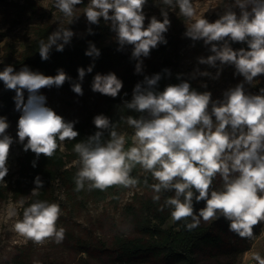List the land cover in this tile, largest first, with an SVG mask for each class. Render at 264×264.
I'll return each mask as SVG.
<instances>
[{"label":"clouds","instance_id":"clouds-1","mask_svg":"<svg viewBox=\"0 0 264 264\" xmlns=\"http://www.w3.org/2000/svg\"><path fill=\"white\" fill-rule=\"evenodd\" d=\"M161 2L162 21L153 15L147 26L144 8L148 0H89L83 15L90 26L99 25L103 19L115 33L117 51L131 45L132 58L137 61L135 73L143 74L142 58L149 57L158 45L167 44L169 11L178 8L180 15L192 21L184 35L211 45L212 55L199 58V63L217 67L219 61L221 66H234V75L242 76L243 81L214 101L211 92H198L187 81L168 84L159 91L161 75L144 76L134 86L131 100L124 102L126 109L139 114L121 117L133 129L130 136L117 131V124L109 117L98 114L93 119L97 129L94 134L74 144L73 151L79 158L75 191H106L113 186L136 188L141 181L131 173L139 166L155 181L149 185L147 176L143 180L154 193V202H159L166 192L173 193L160 206L161 211L171 210L173 222L184 221L186 230L192 231L201 221L223 218L230 232L252 239L254 228L264 223V88L259 94H248L244 85H251L255 78L264 75V0H231L214 22L205 17L194 19L192 0ZM82 3L83 0H54L55 8L69 19V24L79 18L76 6ZM90 26L87 34L94 35ZM74 35L70 28L58 27L46 41L40 40L41 59L47 61L53 48L63 52ZM235 43L247 47L234 49ZM85 55L95 61L101 53L89 41ZM94 67L93 63L87 69L78 68L79 81ZM221 71L213 79L219 78ZM199 75L211 73L204 71ZM70 79L63 69H58L55 76H45L28 66L15 71L8 65L0 71V81L6 89L15 91L16 110L21 113L18 142L37 159L41 155L53 157L61 144L79 136L74 127L76 121H66L48 107L47 98L40 91L59 88ZM91 88L116 98L123 82L115 73H97ZM72 91L82 96V84L74 83ZM8 128L7 118L0 116V181L8 174L10 148L16 142L7 133ZM218 178L219 188L214 186ZM34 184L32 195L38 196L44 181L37 176ZM200 202L204 206L197 210L195 204ZM11 214L16 215L14 210ZM60 216L58 203L36 200L23 209L22 218L12 227L36 244H60L65 238V229L58 227ZM252 259L264 264L259 253H254Z\"/></svg>","mask_w":264,"mask_h":264},{"label":"rangeland","instance_id":"rangeland-1","mask_svg":"<svg viewBox=\"0 0 264 264\" xmlns=\"http://www.w3.org/2000/svg\"><path fill=\"white\" fill-rule=\"evenodd\" d=\"M89 0L78 5L76 15L78 19L69 24V19L64 17L54 6V0H0V61L16 62L21 58L20 52L24 44L20 38L31 36V30L37 25H47L50 28L49 35L58 27H68L75 35L71 43L79 41L87 33L89 26L83 9ZM231 0H192L196 10V17H205L215 21L223 14L224 9ZM30 3L36 7L34 12ZM23 5V7H21ZM164 7L161 0H148L144 8L146 14L145 26L154 15L162 21L160 8ZM238 12V9L236 10ZM171 26L165 34L169 42L165 50L152 52L149 57L143 59V74L135 73L137 63H127L117 66L112 70L102 71L99 74L115 73L117 77L125 76L128 82L122 80L123 88L119 94V100L109 96L93 92L91 86L83 90V95H77L71 91L57 89L56 87L41 89V93L47 98V106L52 108L66 121L79 122L89 113L92 119L98 114H104L117 124V131L131 135L130 128L121 117L139 114L124 107V102L130 101L134 86L142 82L144 76L151 77L161 75L157 89L162 91L168 84H178L181 81L190 83L192 89L198 92H211L212 99L223 98V93L235 87L243 81L242 76L234 75V66H221L217 61V67L200 64L199 58L212 55L211 45H205L202 40L193 41L184 35L186 26L192 21L180 15L179 9L169 11ZM103 21V19L101 18ZM9 40L13 47H3L5 40ZM115 43V33L109 29V37L106 42ZM118 45V44H117ZM131 45L125 46L123 51L130 50ZM245 46H237L239 49ZM171 73L169 76L165 72ZM219 78L213 79L218 70H221ZM207 71L210 76H200L199 72ZM195 75V78L193 76ZM138 77V78H136ZM179 77V78H178ZM262 78H255L251 85L245 83V91L248 94H259L264 88ZM206 85V87L204 86ZM127 93V96L124 94ZM27 100V97L25 101ZM21 113L12 107L3 114L7 118L9 128L7 133L14 142L10 148L8 157V174L2 185L5 187L4 197L0 198V264H175L162 259L160 256H151L131 262H123L116 259L113 250V239L116 236L128 238L156 239L163 237L167 229H178L169 214L170 209L160 210L164 199L173 195L166 192L159 202H154L150 187L144 185L143 180L147 176L148 184L155 183L150 174L144 173L139 166L131 175L139 177L141 183L132 189L113 186L106 191L82 190L75 191L55 181L53 184V200L61 208V216L58 227L65 229V238L62 243L56 244L46 241L39 245L31 240L18 235L13 230L14 223L22 218L21 206L24 199L13 195L12 187L19 167L18 159L23 152V144L18 142L17 124ZM107 135V133H106ZM26 143V141H25ZM65 143V142H64ZM61 144V149L65 145ZM129 143L131 141L129 140ZM76 164L79 169V161L68 162L66 166ZM219 178L214 186L220 187ZM204 206V202L195 204L198 210ZM16 215H12V211ZM152 211H154L152 213ZM159 215V218L153 214ZM167 214V216H166ZM165 216V217H164ZM207 225L210 235L219 237L216 244H203L195 250L194 256L203 264H256L252 259L254 253L264 257V223L254 228V238H240L229 231L228 222L220 218L213 222H203Z\"/></svg>","mask_w":264,"mask_h":264},{"label":"trees","instance_id":"trees-1","mask_svg":"<svg viewBox=\"0 0 264 264\" xmlns=\"http://www.w3.org/2000/svg\"><path fill=\"white\" fill-rule=\"evenodd\" d=\"M84 2L85 0H83L82 4ZM30 8L34 12L37 10L33 3H30ZM209 22L214 21L209 20ZM90 27L95 32L94 35H88L86 33L79 41L66 45L63 52H57L53 48L50 53V58L47 61H43L39 54V41L47 40L50 28L47 25H37L31 30V36L29 38L24 36L19 39L24 44V49L22 53L20 52L21 58L16 62L0 61V71L8 65L13 66L15 71H19L24 66H28L32 71L40 72L45 76H55L58 69H63L71 79L66 81L63 86L56 88L73 92L72 85L74 83H81L82 89L86 90V87L92 85L94 76L97 73L112 70L122 64L136 63V60L132 58V47H130V50L128 48L126 51H117L119 47L117 43L113 41L106 42V39L109 37L110 28L102 20L99 25H91ZM1 40L2 37H0ZM89 41L93 42L101 53L95 61L85 55ZM168 44V41L167 44H160L157 48L152 49L150 53L161 52L165 50ZM238 45L245 46V44L235 43L232 44V47L236 48ZM2 46L13 47L7 39ZM93 63L95 64L93 71L86 73L82 82L79 81L78 68L83 67L87 69ZM258 77L262 78L260 80L264 82V75ZM119 79L128 82L125 76H121ZM27 95L28 93L25 91V99ZM14 97L15 91L6 89L3 81H0V116H3L12 107H16ZM119 97L118 95L115 100L118 101ZM74 127L79 132V136L76 140L65 141L64 149L59 147L55 155L51 158L41 155L37 159L31 150L27 152L23 150L18 159L19 167L12 187L13 195L24 199L21 206V213L25 207L36 200L52 202L54 192L53 184L56 180L67 187L75 189L74 176L78 171V166L76 164L70 167L66 165L71 161H79L78 155L73 151L74 144L85 140L88 136L94 134L97 129L93 124L90 113L84 119L75 123ZM33 161L36 162L35 167H33ZM37 176H40L44 181V187L40 190L38 196H33L32 189L35 187L34 180ZM4 188L2 181H0V198L5 195ZM170 212L171 210L169 214ZM159 215L162 214H157L156 212L153 214L156 218H159ZM174 226L178 229L173 230L169 228L163 237L156 239L143 240V238H128L124 236L114 237L113 250L116 259L123 262H131L151 256H160L165 261L175 264H203L198 262L194 256L195 250L203 244H216L219 241V237L210 235L207 225L204 224H200L199 227L192 231L186 230L184 221L174 222Z\"/></svg>","mask_w":264,"mask_h":264}]
</instances>
